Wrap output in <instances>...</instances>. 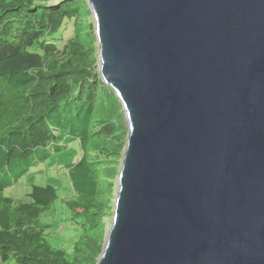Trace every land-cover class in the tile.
<instances>
[{"label": "water", "instance_id": "obj_1", "mask_svg": "<svg viewBox=\"0 0 264 264\" xmlns=\"http://www.w3.org/2000/svg\"><path fill=\"white\" fill-rule=\"evenodd\" d=\"M127 136L95 264H264V0H86Z\"/></svg>", "mask_w": 264, "mask_h": 264}, {"label": "trees", "instance_id": "obj_2", "mask_svg": "<svg viewBox=\"0 0 264 264\" xmlns=\"http://www.w3.org/2000/svg\"><path fill=\"white\" fill-rule=\"evenodd\" d=\"M90 16L86 0H0V264H95L102 250L127 126L97 72ZM70 141L80 148L66 164L70 192L3 193ZM56 201L80 228L71 251L47 239L41 217Z\"/></svg>", "mask_w": 264, "mask_h": 264}, {"label": "rangeland", "instance_id": "obj_3", "mask_svg": "<svg viewBox=\"0 0 264 264\" xmlns=\"http://www.w3.org/2000/svg\"><path fill=\"white\" fill-rule=\"evenodd\" d=\"M92 19V16H90ZM93 21V20H92ZM80 155L78 141H70L63 152L49 156L37 166L29 168L27 173L20 177L15 184H12L3 190L6 195L23 196L29 191L31 184L46 183L53 184L57 188L59 196L70 192L71 186L65 173L66 164L74 162ZM66 216L64 207H61L59 201H56L54 207L42 215V220L50 223L47 228V239L53 246H60L68 251L72 250V244L75 241L80 228L71 225L64 218ZM106 228H108L111 214L106 218ZM107 230V229H106Z\"/></svg>", "mask_w": 264, "mask_h": 264}]
</instances>
